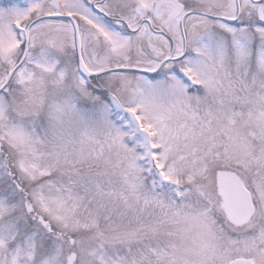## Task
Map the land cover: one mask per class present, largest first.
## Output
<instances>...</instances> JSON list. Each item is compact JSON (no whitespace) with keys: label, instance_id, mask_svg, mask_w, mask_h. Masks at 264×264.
<instances>
[{"label":"snow or ice","instance_id":"snow-or-ice-1","mask_svg":"<svg viewBox=\"0 0 264 264\" xmlns=\"http://www.w3.org/2000/svg\"><path fill=\"white\" fill-rule=\"evenodd\" d=\"M0 264H264V0H0Z\"/></svg>","mask_w":264,"mask_h":264}]
</instances>
